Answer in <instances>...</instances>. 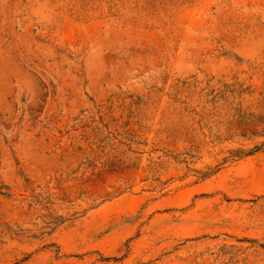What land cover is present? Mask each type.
<instances>
[{"label":"rangeland","instance_id":"1","mask_svg":"<svg viewBox=\"0 0 264 264\" xmlns=\"http://www.w3.org/2000/svg\"><path fill=\"white\" fill-rule=\"evenodd\" d=\"M0 264H264V0H0Z\"/></svg>","mask_w":264,"mask_h":264}]
</instances>
